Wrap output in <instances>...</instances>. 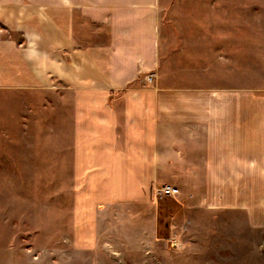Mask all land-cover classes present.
Listing matches in <instances>:
<instances>
[{
  "label": "crops",
  "instance_id": "crops-1",
  "mask_svg": "<svg viewBox=\"0 0 264 264\" xmlns=\"http://www.w3.org/2000/svg\"><path fill=\"white\" fill-rule=\"evenodd\" d=\"M158 5L0 0V143L69 153L70 237L50 263L65 244H137L168 264H264V60L215 86L162 72ZM48 250L0 240V264Z\"/></svg>",
  "mask_w": 264,
  "mask_h": 264
},
{
  "label": "rangeland",
  "instance_id": "rangeland-1",
  "mask_svg": "<svg viewBox=\"0 0 264 264\" xmlns=\"http://www.w3.org/2000/svg\"><path fill=\"white\" fill-rule=\"evenodd\" d=\"M157 20L162 72L175 73L186 82L215 86L219 73L225 79L233 77L234 65H240L237 75L247 80L253 73L249 60H264V0H159ZM254 72L259 74V70ZM52 139L56 141V137ZM63 140L67 145L68 138ZM2 145L0 240L49 248V264L169 263L168 253L154 258L151 250L145 252L150 256L143 259L137 244L124 245V258L107 245L74 250L65 244L63 255L59 254L62 263H50L58 256L59 242L70 237L69 153L24 149L10 154V146Z\"/></svg>",
  "mask_w": 264,
  "mask_h": 264
},
{
  "label": "built area",
  "instance_id": "built-area-1",
  "mask_svg": "<svg viewBox=\"0 0 264 264\" xmlns=\"http://www.w3.org/2000/svg\"><path fill=\"white\" fill-rule=\"evenodd\" d=\"M148 80L151 79L150 76L147 78ZM154 192L157 196L160 195H169V194H175L177 192V189L174 186L171 185H163L158 188L154 189Z\"/></svg>",
  "mask_w": 264,
  "mask_h": 264
}]
</instances>
